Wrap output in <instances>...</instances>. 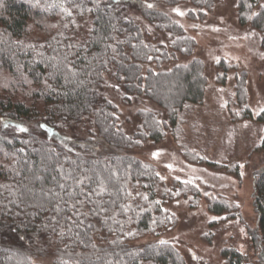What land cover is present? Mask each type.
<instances>
[{
	"label": "trees",
	"instance_id": "trees-1",
	"mask_svg": "<svg viewBox=\"0 0 264 264\" xmlns=\"http://www.w3.org/2000/svg\"><path fill=\"white\" fill-rule=\"evenodd\" d=\"M126 1L0 0V264H184L167 242L139 244L166 219L154 200V166L128 152L145 140L159 141L164 126L154 112L140 109L138 128L126 133L103 89L108 75L127 97L143 96L164 109L174 127L185 105L204 98V65L193 57L166 66L176 53L193 55L196 40L147 5L182 0H128L143 25L124 14ZM190 2L209 10L215 0ZM237 6L241 24L264 29V7L250 18L255 0ZM85 15L90 31L74 42L70 26ZM257 119L264 122V115ZM101 183L103 193L92 194L91 202L81 194ZM253 188L257 221L251 235L259 264L264 167ZM221 255L226 264H252L232 250Z\"/></svg>",
	"mask_w": 264,
	"mask_h": 264
},
{
	"label": "rangeland",
	"instance_id": "rangeland-1",
	"mask_svg": "<svg viewBox=\"0 0 264 264\" xmlns=\"http://www.w3.org/2000/svg\"><path fill=\"white\" fill-rule=\"evenodd\" d=\"M238 1L215 0L209 10L190 0L152 5L196 40L193 55L176 53L166 66L199 58L207 80L203 100L185 105L174 127L155 102L127 97L121 84L105 77L103 94L117 107L126 133L138 128L140 109L154 112L164 126L159 141L145 140L128 152L154 166L159 178L154 200L166 219L139 244L167 242L184 264H226L224 250L239 253L252 264L259 255L251 232L257 221L254 178L264 167V122L257 119L264 115V29L240 23ZM122 7L127 17L144 24L131 1ZM263 7L264 0H255L248 16ZM148 27L151 34L157 33ZM90 28L89 15L75 17L72 40L82 42ZM156 35L168 42L166 34ZM40 260L39 264H50Z\"/></svg>",
	"mask_w": 264,
	"mask_h": 264
},
{
	"label": "snow or ice",
	"instance_id": "snow-or-ice-1",
	"mask_svg": "<svg viewBox=\"0 0 264 264\" xmlns=\"http://www.w3.org/2000/svg\"><path fill=\"white\" fill-rule=\"evenodd\" d=\"M148 7H152V5L149 4ZM21 130L23 131L24 129H21ZM78 183L82 185V184H83V181H79ZM59 187H60L61 189H64V188H65V185H64L63 183H61V184L59 185ZM103 191H104V186H103V183H101V186H100V188H99L98 190H92V192H90V193H81V194L85 195V198L88 199L89 202H91V195H92V194L100 195V194L103 193ZM69 195H71V196H75V195H77V194H76L75 192H73V193H69ZM61 199H62V197H61ZM71 206H72L74 209L76 208V204H75V203H73ZM61 210H62V209H61V205H60V204H57V205L55 206V208H54V211L57 212V213H59ZM73 214L76 215L77 217H79V215H80V213H78V212H74ZM61 235H63V233H61Z\"/></svg>",
	"mask_w": 264,
	"mask_h": 264
}]
</instances>
